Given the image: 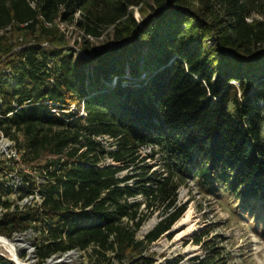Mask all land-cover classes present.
Instances as JSON below:
<instances>
[{"label": "trees", "instance_id": "1", "mask_svg": "<svg viewBox=\"0 0 264 264\" xmlns=\"http://www.w3.org/2000/svg\"><path fill=\"white\" fill-rule=\"evenodd\" d=\"M262 16L264 0H0V128L24 135L29 163L45 160L40 205L10 211L0 196V236L38 231L37 264L71 251H91L88 264H156L148 249L186 212L187 175L264 209ZM60 23L84 34L83 56ZM108 29L111 42L92 49ZM100 137L118 166L100 165ZM147 146L166 153L165 174L121 177Z\"/></svg>", "mask_w": 264, "mask_h": 264}, {"label": "rangeland", "instance_id": "2", "mask_svg": "<svg viewBox=\"0 0 264 264\" xmlns=\"http://www.w3.org/2000/svg\"><path fill=\"white\" fill-rule=\"evenodd\" d=\"M135 17L141 20L137 9ZM258 18L261 19V17ZM59 28L65 36V46L74 49L76 57L83 56L84 34L69 23H60ZM89 41L92 49L101 48L111 42V29H108L102 38L98 40L89 38ZM43 47L49 48L50 46L44 44ZM6 63L7 60L1 61L0 69L5 68ZM260 106L263 112L262 130L264 134V102ZM71 111L85 116L83 109L78 111L76 105L72 106ZM54 112L58 111L54 110ZM11 135L7 137L14 142V149L19 153L20 159H10L0 145V196L2 201L11 204L10 211H15L17 208L25 210L28 207L40 205L42 202L43 197L39 186L45 181L43 173L45 172L43 167L45 160L29 163L28 158L31 155L26 158L22 156L25 151H28L24 135L14 130L11 131ZM97 141L105 152L104 155L100 153V165L118 166L109 154V152L116 151L114 141L108 137H100ZM133 158L134 163L125 167L127 169L121 173V177L145 174L148 170L147 174H165L166 172L167 155L157 148L143 147ZM34 182L36 185L31 192L30 188ZM136 182V179L131 180L129 185L133 186ZM137 200L142 201L143 198L140 196ZM177 203L187 205L186 212L172 227L169 234L154 242L148 249V254L156 264H165L177 258H181L185 264L193 260L200 261L208 258L214 251L217 257L212 264H264L263 208L246 206L239 198L225 190L214 194L203 188L197 177L193 175L186 176L185 182L177 193ZM188 211H190L189 215H187ZM161 217V212L153 213L138 233L139 239L151 231ZM38 237V231L31 229L22 235H14L6 239L12 242L20 239V246L16 250L20 260L29 262V264H37L34 246ZM198 237L202 238L199 244L195 241ZM90 252L71 253L63 260L61 257H55L45 264H59V262H62L60 264H88ZM0 256L12 260L9 250L1 245Z\"/></svg>", "mask_w": 264, "mask_h": 264}, {"label": "built area", "instance_id": "3", "mask_svg": "<svg viewBox=\"0 0 264 264\" xmlns=\"http://www.w3.org/2000/svg\"><path fill=\"white\" fill-rule=\"evenodd\" d=\"M2 34V32H0V35ZM0 145H2V150L6 153V155L9 156L10 159L13 158H17L20 159V155L19 153L14 149V142L11 141L3 132V130L0 128ZM42 203V202H41ZM8 212L7 209L4 208H0V219L3 217V215ZM17 235V234H16ZM6 238V237H5ZM71 253H81L79 251H71L68 254L64 255L63 257H61V259L63 260L66 257H69L71 255ZM4 257V256H3ZM10 260V259H9ZM11 261H14L13 259ZM15 262V261H14Z\"/></svg>", "mask_w": 264, "mask_h": 264}, {"label": "bare ground", "instance_id": "4", "mask_svg": "<svg viewBox=\"0 0 264 264\" xmlns=\"http://www.w3.org/2000/svg\"><path fill=\"white\" fill-rule=\"evenodd\" d=\"M190 211L187 212V215H189ZM20 239L15 240L14 242L7 240L3 236H0V245L5 247L12 255V259L19 264H29V262H22L20 258L17 255V247L20 246ZM31 262V261H30ZM62 262H59V264Z\"/></svg>", "mask_w": 264, "mask_h": 264}, {"label": "water", "instance_id": "5", "mask_svg": "<svg viewBox=\"0 0 264 264\" xmlns=\"http://www.w3.org/2000/svg\"><path fill=\"white\" fill-rule=\"evenodd\" d=\"M55 258V257H54ZM53 259V258H52ZM52 259H50V261H52ZM16 262V261H15Z\"/></svg>", "mask_w": 264, "mask_h": 264}]
</instances>
